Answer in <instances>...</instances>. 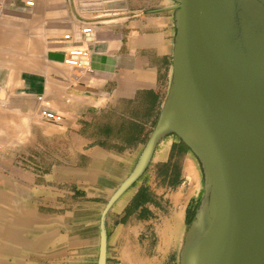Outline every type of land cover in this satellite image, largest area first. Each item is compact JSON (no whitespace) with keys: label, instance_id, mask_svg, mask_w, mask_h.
I'll return each mask as SVG.
<instances>
[{"label":"crops","instance_id":"obj_1","mask_svg":"<svg viewBox=\"0 0 264 264\" xmlns=\"http://www.w3.org/2000/svg\"><path fill=\"white\" fill-rule=\"evenodd\" d=\"M170 6V0H0L2 264L97 263L103 203L132 168L167 92ZM84 22L95 23L87 38L79 32ZM66 33L74 38L64 39ZM73 47L90 51L87 70L64 62ZM44 109L62 120L44 119ZM18 155L38 169L17 166ZM142 185L160 221L152 259L171 253L178 264L187 208L198 204L202 186L187 147L165 143L114 207L108 227L115 249L125 231L120 216ZM133 231L139 233L136 221Z\"/></svg>","mask_w":264,"mask_h":264},{"label":"water","instance_id":"obj_2","mask_svg":"<svg viewBox=\"0 0 264 264\" xmlns=\"http://www.w3.org/2000/svg\"><path fill=\"white\" fill-rule=\"evenodd\" d=\"M170 1L167 92L102 209L96 264H107L109 214L171 140L187 147L202 185L178 264H264V0Z\"/></svg>","mask_w":264,"mask_h":264},{"label":"flooded vegetation","instance_id":"obj_3","mask_svg":"<svg viewBox=\"0 0 264 264\" xmlns=\"http://www.w3.org/2000/svg\"><path fill=\"white\" fill-rule=\"evenodd\" d=\"M182 145L185 146L183 143ZM144 185H142L141 191L135 196H133V198L129 201L128 205L126 206V208L124 209L123 213L120 216L122 217V220L121 223L118 222V225L124 226L123 229L125 230L124 231L125 237L123 236V233H121L120 230L119 232L120 238L119 241L116 243V247H117L116 249L115 247H113V244L111 247V237L113 236V233L111 231L109 232V227H108L107 264H172L174 262V256L171 253L165 254V257L159 256L158 259H155V261L158 263H154V258L152 259V257L156 255L157 246L158 243L160 242L158 233L156 232V229L154 227V223L158 224V222L160 221H156L159 219L154 217V215L150 213V209L148 208V204L151 203L150 194L143 190ZM106 202L107 199L103 204L105 205ZM104 205L102 209L104 208ZM159 205L160 206L158 207H160V209L163 210L164 208L162 207V205L161 204ZM196 208H197L196 204H192L187 208L186 222L188 224L191 223V221L193 220L195 216ZM135 221L139 223V233H136L135 231V233L133 234ZM99 224H100V218H99ZM128 238H129V242H128L129 244L126 250L127 256H124L126 255L123 252V249L125 248L126 245L125 239ZM137 241H138V247H136ZM131 251H133V253H131ZM150 258L152 259V261ZM97 260H98V255H97Z\"/></svg>","mask_w":264,"mask_h":264},{"label":"built area","instance_id":"obj_4","mask_svg":"<svg viewBox=\"0 0 264 264\" xmlns=\"http://www.w3.org/2000/svg\"><path fill=\"white\" fill-rule=\"evenodd\" d=\"M28 5H32V1L27 2ZM95 23L94 22H84L82 26L80 27V34L81 37H89L94 33L95 29ZM74 36L71 33H66L64 35V39L70 40L73 39ZM90 59V51L83 47H73L66 51L64 62L72 67L87 70L88 62ZM40 99H42L40 97ZM42 116L44 119L52 122H59L62 120V116L60 114H57L55 112L49 111L47 109H44L42 111Z\"/></svg>","mask_w":264,"mask_h":264},{"label":"rangeland","instance_id":"obj_5","mask_svg":"<svg viewBox=\"0 0 264 264\" xmlns=\"http://www.w3.org/2000/svg\"><path fill=\"white\" fill-rule=\"evenodd\" d=\"M4 131V129H2V128H0V140H1V135H2V132ZM0 146H1V149H0V152H2V144L0 143ZM16 151V154L18 153V148H16V147H12V150H11V152L13 153V152H15ZM27 152H29V153H32V155L34 154L33 153V143H32V145L27 149ZM25 155H22V157H24ZM0 162H2V160H0ZM45 162V161H44ZM16 164H17V166H20V167H22V168H24V169H27V170H30V171H34L36 168L38 169V167H37V165H35V162H34V160H31V159H21V157H20V155H18L17 156V159H16ZM0 183H2V178L0 177ZM3 192L2 191H0V202L3 200ZM69 199H71V198H69ZM68 199V200H69ZM159 224H160V222H159ZM2 230V226H1V224H0V231ZM7 234H8V231H7ZM133 234H134V232H133ZM2 250L0 249V252H1ZM2 255L0 254V264H2Z\"/></svg>","mask_w":264,"mask_h":264},{"label":"bare ground","instance_id":"obj_6","mask_svg":"<svg viewBox=\"0 0 264 264\" xmlns=\"http://www.w3.org/2000/svg\"><path fill=\"white\" fill-rule=\"evenodd\" d=\"M21 135V134H20ZM2 136H4V135H2ZM2 140V139H1ZM1 147V146H0ZM11 198V197H10Z\"/></svg>","mask_w":264,"mask_h":264}]
</instances>
